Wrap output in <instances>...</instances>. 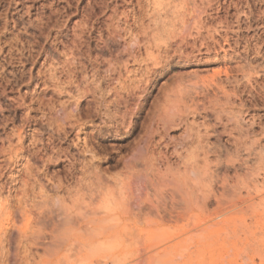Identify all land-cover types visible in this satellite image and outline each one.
Segmentation results:
<instances>
[{"label": "rangeland", "instance_id": "374dc122", "mask_svg": "<svg viewBox=\"0 0 264 264\" xmlns=\"http://www.w3.org/2000/svg\"><path fill=\"white\" fill-rule=\"evenodd\" d=\"M161 137L208 169L204 211L95 195ZM259 199L264 0H0V264H264V206L220 217Z\"/></svg>", "mask_w": 264, "mask_h": 264}, {"label": "bare ground", "instance_id": "6f19581e", "mask_svg": "<svg viewBox=\"0 0 264 264\" xmlns=\"http://www.w3.org/2000/svg\"><path fill=\"white\" fill-rule=\"evenodd\" d=\"M144 45H145V43H144ZM151 48L153 49V47H151ZM157 51H158V49H157ZM167 107H168V105H167ZM163 108H164V106H163ZM170 108H172V107L169 106L168 109L164 108L163 111H161L162 113L159 114V116H158L159 118L157 117V121L162 125L161 127H162V130L164 133H166L167 128H169L170 126H174V124L176 123L175 122L176 119L174 120V118L169 114V111L171 110ZM152 138L153 137L149 138V141L151 140L149 142L150 145L154 140ZM185 145H187V144L184 143V141L182 140L181 143L174 144V147L169 150L168 144H166L164 138L161 137L159 139V141L158 142L156 141V143H154L151 148H149L150 146H148L147 151H146V156L143 159H142V157H140L139 152L136 155L132 154V156H130V158L124 157V159H123L124 172L122 173V175H120L119 177L117 176V179H115V180L113 178L112 187H110V185H109L107 188H105L107 186V184H106V186H104L102 183H100V184H102L103 187H100L97 185V187H96L97 190L94 189L95 195H97L100 199L105 200L104 202H106L107 201L106 199H109V198H114L115 199L114 202H116V204L119 201L121 202V200H122V203H124L125 205H122L121 203H118V204H119V207L123 210V211H121L123 213L125 211H128V210L129 211L130 210L131 211L132 210H135V211L138 210V212L139 211L141 212V211H145L144 209L148 210V208L149 209L153 208L152 210H155V209L159 210V208H161L162 205L164 206L163 203L165 202L164 201L165 197H167V198L170 197L171 199L173 197L175 199L177 197H179L178 199L181 200L182 205H184L183 208H185V209L192 207L193 205H195V203L197 205V201L201 200L199 202V204H201L202 209L201 208H199V209L204 211L205 208H207V205H206L207 201L211 200L208 193H211V191H212L211 186L209 184H207V182L209 181V180L207 181V179H209V177H208L209 174L207 173L208 169H206V166L205 167L199 166L198 162L193 157H191L190 158L191 160H190V159H188V157L182 156V150L185 147ZM161 147L164 149V151L162 150ZM137 151H139V150H137ZM170 157L174 158L173 162L170 161ZM111 180H112V178H111ZM100 181L101 180H99V182ZM91 182H93V181H91ZM210 182H211V179H210ZM93 184L95 185V183H92L91 185H93ZM245 186H246V184H245ZM92 188H95V187L92 186ZM245 188H247V187H245ZM78 190H80V189H78ZM209 190H211V191H209ZM223 192L220 193L221 196L224 194ZM225 192H227V191H225ZM91 194L93 195V193H91ZM230 194H232V192H230ZM234 194H235V192H234ZM237 194L239 196L237 195L236 197L240 198V193L238 192ZM208 197L210 199H208ZM116 198H117V201H116ZM106 203H108V202H106ZM178 203H180V202H177V204ZM218 204H220V203H218ZM222 204L223 203H221L218 207L223 206ZM260 204H262V206H264V199H259L258 203H256L255 201L244 203V200H243V202L241 200L240 202H237L235 204H231L233 207L231 205H229V207L231 206L230 208H228L226 206L228 208V210H227L225 207L226 211H225V209H222V212H220L221 213L220 217H223L222 213L224 212L223 214H224V216H226V218L224 219L225 223L223 221L222 222L224 223V225L226 224L227 227L230 226L228 224L231 223L232 224L231 227L233 228V230H235L236 229L235 227L237 225L235 226V222L234 223L231 222V220L234 219V218H232V216L235 217V215H232V214H234V213L241 214L243 211H246V210L250 211L251 210L254 213V215L255 214L257 215V213H258L257 207L260 206ZM62 206H63V204H62ZM114 206H115V204H114ZM203 206H206V207L204 208ZM216 206H217V204H216ZM163 208H165V207H163ZM196 208H198V205ZM172 209H173V207H172ZM190 209H193V207ZM190 209H188V210H190ZM180 210H182V209H180ZM126 213H128V212H126ZM45 219H48L50 224H52L55 227L56 232H58V233L60 232V235H55L54 239L56 241L57 240L58 241L64 240V224H66V223H64L63 214H62V218H61L62 220H59V221L57 220L56 222L53 219V216L49 217V215H48V217L47 218L45 217ZM45 219H42V220L45 221ZM73 222H75V221H72V223H71L72 225L74 224ZM67 224H70V223H67ZM13 228H14V225H13ZM93 230L96 231L98 229L94 228ZM33 234H35V233H33ZM36 236L34 238L37 239L38 237H36ZM112 237H113V235H111L110 233H107L106 237L104 239H106V241H109V240L111 241L114 239ZM54 239H53V241H54ZM6 240H5V242L8 241V240L7 241ZM260 240L262 242H264V232H261V237H260L259 241ZM2 241H4V240H2ZM165 254L167 257V252H165ZM159 255L161 256V254H159ZM162 255H163V253H162ZM163 256H162V262L164 260ZM166 259H168V258H166Z\"/></svg>", "mask_w": 264, "mask_h": 264}]
</instances>
